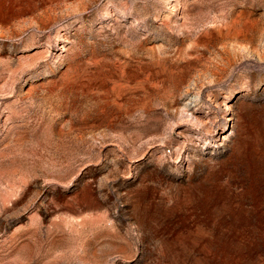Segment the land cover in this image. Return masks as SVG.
<instances>
[{"label":"rangeland","instance_id":"1","mask_svg":"<svg viewBox=\"0 0 264 264\" xmlns=\"http://www.w3.org/2000/svg\"><path fill=\"white\" fill-rule=\"evenodd\" d=\"M0 264H264V0H0Z\"/></svg>","mask_w":264,"mask_h":264}]
</instances>
